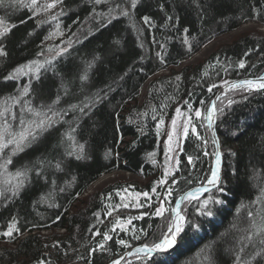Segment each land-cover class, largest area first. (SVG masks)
<instances>
[{"label": "trees", "instance_id": "1", "mask_svg": "<svg viewBox=\"0 0 264 264\" xmlns=\"http://www.w3.org/2000/svg\"><path fill=\"white\" fill-rule=\"evenodd\" d=\"M245 23L264 24V0H0V159L12 183H0V264H108L134 244H157L178 193L210 174L214 91L264 74V33L243 31L186 61ZM178 109L192 128L167 173L159 123ZM216 131L220 184L184 201L177 247L123 264H264V90L224 94ZM115 169L140 179L82 195Z\"/></svg>", "mask_w": 264, "mask_h": 264}, {"label": "rangeland", "instance_id": "2", "mask_svg": "<svg viewBox=\"0 0 264 264\" xmlns=\"http://www.w3.org/2000/svg\"><path fill=\"white\" fill-rule=\"evenodd\" d=\"M257 29L260 32L264 33V25L262 24H258V23H245L240 25L239 27L228 31V32H224L212 39H210L208 42H206L201 49L196 52L191 58H189L186 62H195L196 60L206 56L209 52H211L214 48H216L218 45L222 44V43H227L229 41H231V39L236 36L237 34L243 32V31H247L250 29ZM34 65V64H33ZM26 68V67H24ZM28 72V68H26L25 70L19 69L16 70L15 73L16 74H24ZM144 88V87H143ZM143 91V89H142ZM207 112V110H206ZM176 121L175 125H173V121ZM192 125V122L190 120L189 115H187L186 113H184L183 111L179 112L177 111L174 115V117L169 120V121H162L159 124V129L162 130V136H161V141L163 142V146H164V150H163V156L165 158V172H170L171 170H173V167L177 161V152L179 151L180 147H181V143H182V139L188 129L189 126ZM29 131V129H28ZM21 133H25L26 135L30 132H27L25 129L23 130V132ZM18 133L17 135V139L14 141L15 145L16 141L19 140L20 134ZM171 136V139L169 138ZM3 136H0V149L2 148L3 145H5V141L2 140ZM220 141V140H219ZM213 146V144H212ZM4 167H5V163L0 159V183L4 184V185H8L10 184V182L7 183V178L3 177L2 175L4 174ZM133 179V178H138L140 179L139 176L135 175V174H131L128 173L126 171H113L109 174H106L105 176H103L101 179H99L98 181H96L94 183V185H92L91 189H95L98 186L113 180V179ZM0 184V186H1ZM12 185V183L10 184V186ZM131 195V194H129ZM185 201V200H184ZM184 203V202H183ZM183 205V204H182ZM163 207L162 203H160L159 208ZM164 208V207H163ZM182 209V207H181Z\"/></svg>", "mask_w": 264, "mask_h": 264}, {"label": "water", "instance_id": "3", "mask_svg": "<svg viewBox=\"0 0 264 264\" xmlns=\"http://www.w3.org/2000/svg\"><path fill=\"white\" fill-rule=\"evenodd\" d=\"M262 77H264V74L260 75V76H244V77H240V78L231 79V80H228V81L222 83L215 90L213 97L211 98V100L208 104L206 125L208 127V130H209V133L211 136V140H212V144H213V155H212V165H211L210 175L212 177V170L214 168H216L217 172H218V176H219V181L215 185L208 183V181H205L202 184L191 186L187 190H185L183 193H181L179 196H177V198L174 202L173 208L180 210L181 215H182L181 207H182L184 200H186L185 197H186L187 193L193 192L195 196H197L198 193L199 194L205 193L208 189H213V188L217 187L218 184L220 183V180L222 177V160H223V157H222L221 150H220V141H219V138H218V135L216 132L217 101L226 92H229L231 90H236V89H239L242 87H247V86L241 85L240 84L241 81H245V80L257 81L259 78H262ZM260 82H264V80H261ZM233 85H236V87H233ZM213 105L215 106V111L212 113V119L210 121L208 119V113H209V110L213 107ZM217 153L219 154L218 158H217ZM197 189H200V191L197 192L196 191ZM171 213H172V216H171V220H170L169 224L173 223L174 218H175V213H173L172 211H171ZM167 231H168V227H167L166 232ZM162 239H163V236H162L161 240ZM177 244L173 245L171 248L166 249L162 252L155 251V250L148 251V249H153L154 246H150V245H147L145 243L136 244V245L126 249L117 259H115V261H118L119 264H121L124 259H126L127 257H129L133 254H150V255H153L156 253H162V254L168 255L169 253L173 252V250L177 246ZM111 264H113V263H111Z\"/></svg>", "mask_w": 264, "mask_h": 264}, {"label": "snow or ice", "instance_id": "4", "mask_svg": "<svg viewBox=\"0 0 264 264\" xmlns=\"http://www.w3.org/2000/svg\"><path fill=\"white\" fill-rule=\"evenodd\" d=\"M33 3H35V0H33ZM133 5H135V0H133ZM54 5L53 4H48L47 7L48 8H51L53 7ZM125 15L127 13H124ZM145 22L148 21V17H145ZM7 29H5L4 31H6ZM3 32H0V35H2ZM243 62H241L240 64V67H243ZM39 67H42V65H37V68ZM261 80H264V77L262 78H259L257 81H252V80H245V81H241L240 84L241 85H244V86H247V88L249 90H252V89H262L264 90V82H260ZM233 87H236V85H233ZM211 90V89H209ZM179 112V109L177 110ZM215 111V106L213 105V107L209 110V113H208V119L211 121L212 119V113ZM196 115L197 116H200V112L199 110H196ZM43 122H41L42 124ZM176 121L174 120L173 121V125H175ZM41 125H37V127H40ZM194 130V129H193ZM171 139V136L169 137ZM26 139V134L25 133H21L20 134V137H19V140L16 141V144H17V150H22V145H23V142L24 140ZM9 143H12V141H9ZM219 154L217 153V158H218ZM189 161H191V157L188 158ZM19 175V173H18ZM219 181V176H218V172H217V169L214 168L212 170V178L208 181V183H211V184H217ZM173 183H175V181H173ZM197 192L200 191V189H197L196 190ZM219 191H223V188H220ZM145 195H147L145 193ZM188 198H191V199H197V197L194 195L193 192H189L187 193L185 199H188ZM213 198L212 197H209L208 199H205L203 201L200 202V208L202 210H205L207 209V205L209 204L210 201H212ZM190 202V201H189ZM215 203H222V201H219V200H216L214 201ZM165 211V209L163 207L161 208H158L156 210V213L155 215H162L163 212ZM172 212L175 213V218H174V222L169 224L168 226V231L166 233H164L163 235V239L160 240L159 243L155 244L153 249H148V251H164L166 249H169L171 248L173 245L177 244L179 242L178 238L180 236V234L184 231V225H185V217L182 216L180 214V210L176 209V208H173L172 209ZM207 214L208 215H211V211L210 210H207ZM193 227H195V225H192ZM15 227V225H10L9 226V231L4 233V235L6 236H11L12 235V229ZM105 239H110V237L108 236H105ZM120 243H124V241H120ZM113 264H119L118 261H114Z\"/></svg>", "mask_w": 264, "mask_h": 264}, {"label": "bare ground", "instance_id": "5", "mask_svg": "<svg viewBox=\"0 0 264 264\" xmlns=\"http://www.w3.org/2000/svg\"><path fill=\"white\" fill-rule=\"evenodd\" d=\"M262 25H264V24H262ZM208 42V41H207ZM38 61H36V62H33V63H31V65H36V63H37ZM29 65L30 64H28V65H26L25 67H29ZM34 65H33V67H34ZM20 69H22V70H24V67H21ZM30 70V69H29ZM33 70V69H32ZM167 70L165 69V70H159V72L158 73H161V72H166ZM35 71H33L32 73H34ZM261 75H263V74H261ZM260 76V75H259ZM244 77V76H243ZM238 78H240V77H238ZM144 87V88H143ZM143 87H141L140 88V93L141 94H144V92H145V85L143 86ZM247 88V87H246ZM142 89H143V91H142ZM231 91H234V90H231ZM215 92V91H214ZM227 93V92H226ZM225 93V94H226ZM214 94V93H213ZM212 97H213V95H212ZM211 97V98H212ZM222 98V97H221ZM220 98V99H221ZM141 99H142V95H139L138 96V100L139 101H141ZM219 99V100H220ZM211 100V99H210ZM218 100V101H219ZM218 101H217V103H218ZM210 102V101H209ZM209 104V103H208ZM207 109H208V106H207ZM175 115V114H174ZM174 117V116H173ZM172 117V118H173ZM171 118V119H172ZM171 119H165L164 121H169V120H171ZM206 119H207V112L205 113V124H206ZM216 121H217V118H216ZM161 123V122H160ZM159 123V124H160ZM207 126V125H206ZM188 128H192V126H189ZM208 128V127H207ZM161 130V129H160ZM188 130V129H187ZM162 131V130H161ZM209 131V130H208ZM217 132V131H216ZM218 135V134H217ZM211 137V136H210ZM219 138V137H218ZM220 150H221V147H220ZM221 154H222V152H221ZM212 155H213V151H212ZM223 157V156H222ZM223 161V160H222ZM211 163H212V157H211ZM212 165V164H211ZM126 171V172H128V173H131V171H129V170H126V169H115L114 171ZM111 172H113V171H110V172H107V173H104V174H102V175H100L92 184H90L84 191H83V193H82V195H86L87 193H89V192H91L92 190H94V189H91V187H92V185H94V183L96 182V181H98L99 179H101L103 176H105L106 174H109V173H111ZM211 172V171H210ZM132 174V173H131ZM212 177H211V175L209 174L208 175V177L203 181V182H200V183H198V184H202V183H204L205 181H209L210 179H211ZM222 178V177H221ZM118 179V178H117ZM221 181V180H220ZM198 184H194V185H198ZM220 184V183H219ZM219 184H218V186H219ZM194 185H192V186H194ZM218 186L217 187H215V188H213V189H208L205 193H198L197 194V196L196 197H201V196H204V195H206L207 193H209V192H211V191H213V190H215L216 188H218ZM189 187H191V186H189ZM189 187H187V188H185L184 190H182L181 192H179L178 193V195L177 196H179L181 193H183L185 190H187ZM177 198V197H176ZM176 198H175V200H176ZM188 199H191V198H188ZM187 200V199H186ZM175 202V201H174ZM174 205V204H173ZM172 208H173V206H172ZM171 211H172V209H171ZM181 211H182V209H181ZM182 213V212H181ZM171 215H172V213H171ZM183 216V215H182ZM169 225V224H168ZM168 227V226H167ZM167 227H166V229H165V231H164V233H166V230H167ZM60 230H63V228L62 229H60ZM163 233V234H164ZM163 236V235H162ZM162 238V237H161ZM161 238H160V240H161ZM160 242V241H159ZM158 242V243H159ZM141 243H144V242H141ZM141 243H137V244H141ZM145 244H147V243H145ZM134 245H136V244H134ZM134 245H132V246H134ZM147 245H149V244H147ZM178 245V244H177ZM132 246H130V247H132ZM150 246H154V245H150ZM130 247H128V248H130ZM177 247V246H176ZM175 247V248H176ZM127 248V249H128ZM174 248V249H175ZM125 251V250H124ZM124 251H122L118 256H116L113 260H111L108 264H111V263H113L114 261H115V259H117ZM174 251V250H173ZM172 253V252H171ZM171 253H169L168 255H165V254H162V253H156V254H162V255H164V256H169ZM140 256V255H150V254H133V255H131V256H129V257H127L126 259H124L123 260V262L121 263V264H123V263H127V262H129L134 256ZM154 255V254H153Z\"/></svg>", "mask_w": 264, "mask_h": 264}]
</instances>
